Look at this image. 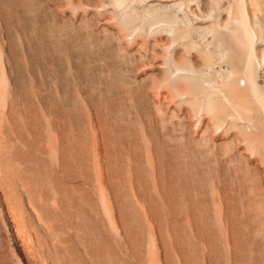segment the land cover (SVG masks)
Wrapping results in <instances>:
<instances>
[{
	"label": "rangeland",
	"instance_id": "rangeland-1",
	"mask_svg": "<svg viewBox=\"0 0 264 264\" xmlns=\"http://www.w3.org/2000/svg\"><path fill=\"white\" fill-rule=\"evenodd\" d=\"M263 58L264 0H0V264H264Z\"/></svg>",
	"mask_w": 264,
	"mask_h": 264
},
{
	"label": "bare ground",
	"instance_id": "bare-ground-1",
	"mask_svg": "<svg viewBox=\"0 0 264 264\" xmlns=\"http://www.w3.org/2000/svg\"><path fill=\"white\" fill-rule=\"evenodd\" d=\"M118 7L124 8L123 3L118 4ZM172 30H173L172 26H169V25L164 26V31H172ZM263 62H264V58H263ZM174 66H175V69L171 72V77L173 76L174 81L193 79V75L190 74L191 70L182 68L181 64H178V63H175ZM230 80L232 81L233 85L239 89L246 90L250 87L249 80H247L246 78H237V77L231 76ZM211 89H212V94L219 95L222 93L221 87L215 86V87H212ZM209 103L210 101L208 100L207 106L204 109L205 111L206 110L208 111L211 109V107L209 106L210 105Z\"/></svg>",
	"mask_w": 264,
	"mask_h": 264
}]
</instances>
